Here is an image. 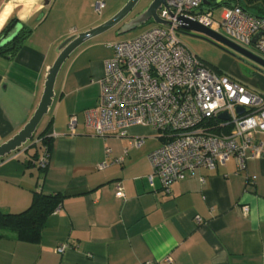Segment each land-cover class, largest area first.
I'll return each instance as SVG.
<instances>
[{"label": "crops", "instance_id": "obj_1", "mask_svg": "<svg viewBox=\"0 0 264 264\" xmlns=\"http://www.w3.org/2000/svg\"><path fill=\"white\" fill-rule=\"evenodd\" d=\"M98 2L105 4L100 13ZM127 2L0 0V32L14 17L33 29L14 58L0 55V145L33 117L60 45L109 20ZM111 44L89 41L67 59L34 139L0 159L2 213L26 211L35 193L62 199L47 216L38 242L0 232V264H165L166 258L171 264H264V158L248 160L244 169L235 158L213 171L199 169L167 193L159 179L153 189L148 180V156L162 145L152 128L133 126L125 137L104 140L87 127L85 112L97 106L106 62L114 57ZM233 65L220 69L264 96V75L246 78ZM71 116L77 117L75 134L68 126ZM42 133L52 142L43 172L38 166L43 149L34 147ZM104 162L109 166L100 170ZM118 184L124 198L115 195ZM65 243L68 249L57 253Z\"/></svg>", "mask_w": 264, "mask_h": 264}, {"label": "built area", "instance_id": "obj_2", "mask_svg": "<svg viewBox=\"0 0 264 264\" xmlns=\"http://www.w3.org/2000/svg\"><path fill=\"white\" fill-rule=\"evenodd\" d=\"M229 1L234 5L218 8L217 20L218 9L212 10L217 0H209L208 7L203 0H165L158 16L167 26L155 25L133 39L110 45L114 57L106 62L97 106L85 112L86 125L104 140L125 137L133 126L152 128L162 140L148 156L152 189L155 179L170 193L174 183L195 176L199 169L213 171L232 158L244 169L248 160L264 158V96L209 68L178 36L180 19L186 18L264 58V17L246 11L249 3L259 0ZM104 6L98 2L95 9L100 13ZM223 114L226 118L220 117ZM68 126L75 134L76 116H71ZM142 143L143 139L134 145ZM49 161L50 154L45 153L39 168L46 169ZM108 166L104 162L98 168ZM201 182L205 184L206 179L201 177ZM115 195L125 197L121 184ZM242 211L248 216V207ZM68 247L61 244L56 252L64 253ZM164 262L171 264L172 259Z\"/></svg>", "mask_w": 264, "mask_h": 264}, {"label": "water", "instance_id": "obj_3", "mask_svg": "<svg viewBox=\"0 0 264 264\" xmlns=\"http://www.w3.org/2000/svg\"><path fill=\"white\" fill-rule=\"evenodd\" d=\"M141 0H129L125 6L109 20L103 22L99 26L88 30L86 32L73 35L67 38L59 47V56L57 57L54 64L48 69L44 93L42 99L39 103L37 110L35 111L33 117L28 122V124L13 138L0 145V159H3L12 153L20 151L24 146L31 142L38 130L39 125L45 116L50 112V109L54 103L55 99V85L62 69V66L67 61V59L81 46L93 40L94 38L114 29L117 25L125 21L135 10ZM205 6H209V0H203ZM218 6L212 10H216L222 6L227 5V0H217ZM165 5V0H152V2L145 8L142 12L131 18L129 21L124 23V26L121 30V34H125L132 30L142 28L143 26L154 23L158 26H167L168 23L162 20L158 16L159 10ZM181 33L186 32H195L206 36L208 39L220 42L248 60L254 68L262 75H264V58L257 55L256 53L247 50L224 36L206 28L197 22H193L186 18H181ZM21 25H18L2 42V46L11 42L16 35L18 34ZM261 34H258L253 39V44H256L257 40ZM239 113L243 112V108L238 109ZM221 118H226V115L223 114Z\"/></svg>", "mask_w": 264, "mask_h": 264}, {"label": "trees", "instance_id": "obj_4", "mask_svg": "<svg viewBox=\"0 0 264 264\" xmlns=\"http://www.w3.org/2000/svg\"><path fill=\"white\" fill-rule=\"evenodd\" d=\"M233 2H228L227 6H233ZM246 11L256 17H264V4L252 2L247 5ZM21 28L16 37L9 43L1 45L3 40L18 26ZM33 29L20 23L17 18H11L6 26L0 32V55L11 59L16 56L18 51L32 34ZM34 144L37 149H43V154L51 155V139L42 133ZM41 159V158H40ZM42 172L46 169L39 168ZM62 199L59 196L35 193L32 205L24 212L19 214H5L0 211V232L2 230L13 231L18 240L25 242H38L41 237L44 222L52 212L61 204ZM2 234L0 233V238Z\"/></svg>", "mask_w": 264, "mask_h": 264}, {"label": "rangeland", "instance_id": "obj_5", "mask_svg": "<svg viewBox=\"0 0 264 264\" xmlns=\"http://www.w3.org/2000/svg\"><path fill=\"white\" fill-rule=\"evenodd\" d=\"M129 1V0H128ZM152 2V0H141V2L138 4V6L133 11V15L139 14V12H142L147 5H149ZM258 4L263 5L264 0L257 1ZM125 6V5H124ZM221 10L218 9L215 11V18L219 20ZM130 15V16H131ZM135 15V16H136ZM129 16V17H130ZM124 24L120 28H114L96 38L93 40H99L103 42L106 46H109V44L114 43L116 41H122V40H129L133 39L149 28L155 26L154 23H149L142 28H138L135 30H132L130 32H127L125 34H121V30L123 28ZM179 39L181 42L196 56H198L207 66L211 67L213 70L216 71V67L220 66L223 67V64H226L228 62H234V69H237L240 71L241 75L245 76L246 78H253L256 75H262L260 74L254 66L245 58L225 46L224 44L208 39L206 36L195 33V32H186L184 33L180 31L178 34ZM92 41V40H91ZM250 50L253 51L252 48ZM220 69L216 72L222 75H227L234 79L233 75L226 73Z\"/></svg>", "mask_w": 264, "mask_h": 264}]
</instances>
